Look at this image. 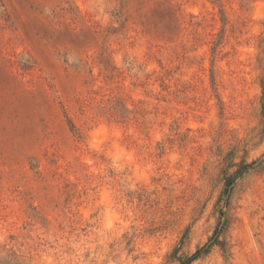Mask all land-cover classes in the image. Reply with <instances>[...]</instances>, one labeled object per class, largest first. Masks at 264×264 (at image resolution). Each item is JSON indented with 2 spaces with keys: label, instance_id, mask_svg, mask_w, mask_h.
I'll list each match as a JSON object with an SVG mask.
<instances>
[{
  "label": "rangeland",
  "instance_id": "obj_1",
  "mask_svg": "<svg viewBox=\"0 0 264 264\" xmlns=\"http://www.w3.org/2000/svg\"><path fill=\"white\" fill-rule=\"evenodd\" d=\"M0 264H264V0H0Z\"/></svg>",
  "mask_w": 264,
  "mask_h": 264
}]
</instances>
